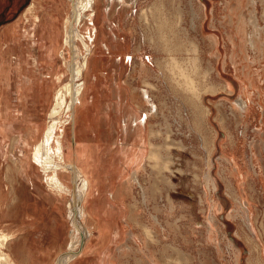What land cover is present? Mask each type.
<instances>
[{
	"label": "rangeland",
	"instance_id": "obj_1",
	"mask_svg": "<svg viewBox=\"0 0 264 264\" xmlns=\"http://www.w3.org/2000/svg\"><path fill=\"white\" fill-rule=\"evenodd\" d=\"M111 1L104 18L95 14L98 32L90 51L75 39V46L59 47L56 65H40L37 75L42 80L56 78L47 95L42 81L43 94L49 96L42 103L46 111L30 97L22 102L16 92L24 79L22 65L34 54L43 56L46 46H11L12 53H7L15 62L6 66L11 78L8 98L22 110L20 115L39 114L31 122L44 127L39 142L50 124L56 88L72 83L67 66L75 60V51L88 57L80 100L70 110L61 109L56 118L54 144L61 149L59 176L67 175L63 177L66 189L51 188L40 166L33 177L19 176L11 154L5 189L4 168H0V195L6 198L0 205V229L9 227L13 233L7 253L16 264H60L71 252L75 222L81 231L87 226L92 235L88 241L80 237L68 264H264L263 51L245 46L236 31L237 15L235 21L229 17L228 0H130L128 12L116 11L118 1ZM108 2L99 0L98 6L104 8ZM253 3L244 0L237 10L247 16L255 10L264 27V0ZM101 26L109 33L102 32ZM142 65L148 67L149 75L141 74ZM186 75L193 81L190 87L185 85ZM120 93L122 100L128 97L130 102L132 94L137 95L141 104L137 121L143 138L134 154L131 144L137 123L125 130L124 122L135 110L129 114L120 107ZM89 98L90 114L84 115L80 125ZM241 98L247 101V109L234 107ZM10 121L5 143L19 156L22 146L13 147L12 137L20 133L24 122L18 118L10 125ZM80 139L104 166L110 163L101 170L111 175L110 184L100 185L107 198H101L96 189L97 175H90L83 203L87 209L88 205L97 210L100 204L108 207L110 201L118 207L103 232V220L96 226L98 222L81 218L76 208L72 216L68 212L81 185L72 168L80 166L76 156ZM35 151L32 147L29 152L31 163ZM126 167L129 173L121 178ZM80 171L81 177L88 178L81 166ZM135 171L138 179L131 180L124 192L118 188L116 197L111 187ZM211 222V234L218 223L213 234L218 240L209 238ZM233 236L236 253L228 248Z\"/></svg>",
	"mask_w": 264,
	"mask_h": 264
},
{
	"label": "crops",
	"instance_id": "obj_2",
	"mask_svg": "<svg viewBox=\"0 0 264 264\" xmlns=\"http://www.w3.org/2000/svg\"><path fill=\"white\" fill-rule=\"evenodd\" d=\"M98 1H95V14L99 12V14L104 18L107 15V11H109L112 7V1L109 0L108 4L104 5V8L98 6ZM117 7L116 11H119L120 9L122 11H129V4L130 0H117ZM133 1V0H132ZM70 8V9H69ZM73 8H74V0H0V168H4L1 173V177L4 180V188H6V185H8V177H7V166L6 164L11 163L10 157L8 152L6 151V146H10V144L6 145L5 141L7 139L6 134L7 132V120L10 119V125L14 124V121L18 118L23 121L24 123V128L20 131L19 134H15L12 137V144L16 146V144H19L20 146H23L25 144V137L29 135L32 129H37L35 128L36 124H39L41 126V129L44 128L40 123H31L36 121V117H38V113L34 111L32 115H22L19 114V111L21 112L22 110L19 107H16L15 105H12V99L8 98L7 92L9 90V84L11 83L9 78L8 72V67H6L8 64L13 65L15 62L13 59L10 60V57H8V52L12 53V50H10V47L12 46H46L47 49L43 50L41 54H44L41 56L39 53L34 54L33 58L31 60L27 61V64L25 63L22 65L24 66L23 73H24V79L23 82L20 86H17V94H21L19 99L23 102L26 101V98L30 97V101H34V104H41L43 102H47L49 96H45L43 94V86H42V81L43 85L46 88L45 94H49V90H51V87L53 86L55 79L54 78H49L42 80V78L37 75V71L40 68V65L44 66V62L48 63L49 66H54L55 61H56V54L58 53L59 47L60 46H65L66 45V33L70 32V29L74 26V21L72 19V13H73ZM67 11V12H66ZM66 12V14H65ZM10 14H12L10 16ZM95 14L91 17V27L94 29L92 31L94 37H95V32H98V26L95 25L94 17ZM70 18V19H69ZM93 25V26H92ZM69 26V27H68ZM97 28V29H96ZM84 28L82 27L81 30ZM89 29V28H88ZM113 29V28H112ZM100 30L102 32L109 33V31H106L102 26L100 27ZM90 32V30L88 31ZM115 32V31H114ZM104 34V33H103ZM115 34H117L115 32ZM95 41V39H94ZM94 43V42H93ZM92 43V44H93ZM118 43V42H117ZM105 46L106 43H104ZM4 46H7L8 49H6ZM52 46V47H48ZM93 46V45H92ZM97 46H99L97 44ZM63 53V49L60 51ZM61 53V54H62ZM133 57V56H132ZM9 58V59H8ZM10 61V62H9ZM26 73V74H25ZM64 73V72H63ZM7 77L6 79H4ZM61 79V75H58V79ZM42 88V90H41ZM59 87L56 88V90ZM55 90V92H56ZM121 94V93H120ZM121 100H120V107H125V110L132 112L134 111V114L132 116H128L127 119H125V130L127 128H130L129 130H132L133 126L136 124L137 117L138 115V110L139 107H141L140 102L137 99V95L132 94V99L133 101L130 102L128 100V97L126 100H122L123 94L120 95ZM44 97V100H43ZM53 97V96H52ZM29 100V98H28ZM90 98L87 100V102L84 104L81 112V117L78 120L79 124L81 125V120L83 119L84 115L89 116L90 111L89 108L87 107L89 104ZM52 102V98H51ZM24 104V103H23ZM51 105V103H50ZM49 105V106H50ZM47 105H45L46 108ZM44 110V109H43ZM49 110V109H48ZM46 111V109L44 110ZM47 113V112H46ZM7 117V118H6ZM30 123L29 126L27 125V122ZM38 121V120H37ZM32 125V126H31ZM34 125V127H33ZM77 127V126H76ZM82 131V126L79 127L78 125V132ZM36 138L33 140L34 142L39 141L40 136L42 135V130L36 133ZM41 133V135H40ZM39 135V136H38ZM79 140L81 146L84 147V150H86L87 154H89V160L88 162L95 166L96 169L105 170L106 165L110 164L109 162L104 166L100 162V158H95L93 155L91 149L88 147V143L84 142V140ZM16 141V142H15ZM24 143L22 144L21 143ZM24 141V142H23ZM86 145V146H85ZM3 147V148H2ZM83 149V148H82ZM90 149V150H88ZM4 151L6 152V157L4 155ZM86 154V155H87ZM92 155V156H91ZM96 162V164H95ZM99 162V163H98ZM6 167V169H5ZM112 168V166H111ZM6 171V174H5ZM113 173V172H112ZM111 173V174H112ZM5 174V175H3ZM103 175L96 174V179L97 186L96 189L100 190L99 192L101 193L100 195L101 198H107L106 194H104V186H100L104 184V182L107 183V178H109L110 173H102ZM7 182V183H6ZM105 183V184H106ZM110 184V183H107ZM102 187V188H100ZM122 186L119 187V184L111 187L112 192L115 193L116 197L118 194V188L121 192L122 191ZM110 189V188H109ZM8 192V191H7ZM115 198V197H114ZM110 201V200H109ZM98 202V201H97ZM112 201L109 202V206H103L100 204V210H101V216L97 217V220L102 223L108 221L109 226L112 222V218L114 219L116 212L118 211V207L115 206L114 202L111 203ZM114 213H113V212ZM103 216V217H102ZM215 216V215H214ZM234 216V215H233ZM103 219H102V218ZM96 220V222H98ZM215 231L218 230L216 226L218 223H215ZM96 226H99V222L97 223ZM214 231L213 234H216ZM212 234V238L214 240H218V237ZM208 237V236H207ZM235 236L231 237L230 243H229V249L234 251L236 253V245L234 244L236 242ZM217 244V242H216ZM235 261H238L235 259Z\"/></svg>",
	"mask_w": 264,
	"mask_h": 264
},
{
	"label": "bare ground",
	"instance_id": "obj_3",
	"mask_svg": "<svg viewBox=\"0 0 264 264\" xmlns=\"http://www.w3.org/2000/svg\"><path fill=\"white\" fill-rule=\"evenodd\" d=\"M95 1L96 0H75L74 1L73 17H74V22H75L74 24L75 25L70 29L69 33L68 32L66 33V37H65L66 45L65 46L73 47V46H75L74 40L79 39L81 41V43L83 44V46L87 47L88 51L91 50V45L95 39V37L93 35L94 32L92 33V31H94V29L91 27V24H92L91 17L95 14V8H96L95 7ZM252 1L254 2L253 4L256 3V0H252ZM243 3H244V0H228L227 1V7L230 10L229 11V14H230L229 17H232L233 21H235L236 19L238 20V23L236 24V31L238 34L241 35V38L244 40L243 43L246 42L245 46L250 45L253 48L261 49L264 53V27H261V24L258 22L257 13L255 10L254 11L252 10L248 16L245 13V11H243V10L238 11L237 10L238 5H240L241 8L243 7ZM236 15H237V18H236ZM82 27L85 29L84 32H82V30H81ZM89 30H90V32H88ZM95 34H96V32H95ZM77 42L78 41H76V43ZM75 52H76L75 58H74L75 60L72 62H69L68 66H67L68 67L67 71H69L71 74L72 83H70L64 87L59 88L54 93L52 109H50V111H49L50 124H49V127L45 133L44 138H42V140H40V142L39 141H36V142L33 141L36 138L35 131H37L36 133L41 131V126L39 124H36L35 128H37V129H32L31 132L29 133V135L27 137H25L26 138L25 144L22 143V141H21V143L24 144L21 148L22 154H20L19 156L18 155L16 156L13 153V148L8 149L7 148L8 146L4 147V148H6V151L8 152V154H11L12 156H14L12 158V160L15 163V166H17V168H18L17 170H18L19 176L21 175L25 178L33 177L34 174H37L38 167L40 166L42 168V170L45 171L44 177H45L48 185L51 188L58 190V191H62V190L66 189V185L64 184L63 177H66L67 175L64 172H62L61 176H59L60 168H62L63 166H61L58 162V158L60 157L59 154H60L61 149L58 146L56 147L54 144L56 131H57V127H58V121L56 118H57L59 112L61 111V109L66 107L68 110H70L73 108L74 104H77V102L80 100V95L82 94V91H83V75H84V72H85L87 65H88L87 54L81 55L80 53H77V51H75ZM175 64L179 65L178 61L175 62ZM139 70L141 71V74H143V75L146 74V76L149 73L148 67H145L143 65L140 67ZM192 82L193 81L191 80V78H189V75H186L185 85L190 87ZM228 86H230V84H228ZM193 95L194 94L192 92V96ZM67 96L71 97V100L69 102L67 101ZM236 102H237V106L235 105L234 106L235 108L239 107V106H240V109L242 107L245 109L248 108L247 107V105H248L247 101H244L242 98L238 99ZM136 123H137V128L136 129L134 128L135 137L133 139V143L131 144V146H132L131 154H134V150L136 149L135 146H137L138 142L141 140V138H143V133H142L143 128L140 126L138 121ZM33 127H34V125H33ZM81 143H82V140H81ZM12 146L14 147V144ZM80 146H81V144L78 141L77 146H76V148H77L76 149V156H77V159L80 163L81 168L85 171V173L88 174V178L86 176L81 177L82 175H81L79 165H76V166L73 165L72 166L73 170L75 172L77 171V173L80 176V179H81L80 184L81 185H79V187H78L77 197H74V199L72 200L71 204L68 207V212H69V215L72 216V214L74 213V210L76 208L78 213H80L79 215L81 216V218L88 216L89 222L96 225L97 217L101 216L100 215L101 211H99V206H98V210L95 209L94 207H92V208H94L95 211L91 212L92 208L90 207V205H88V209H87L83 205V203L85 200V195L87 194V192L89 190L90 178H91L90 175L94 176L96 174H99L102 176V171H100V169L99 170L96 169L95 166H97V165H93L94 162L92 164H90L88 162V160H89V154H87L88 151L86 152L87 149L84 150V147H80ZM32 147H34V149L36 150L34 152V163H31V161L29 159V152H30ZM88 147H90V146L88 145ZM122 148H124V145L121 146L120 152H121ZM88 150H90V149H88ZM126 154H128V153L126 152ZM131 157H132V155L129 154L127 158L131 160L132 159ZM95 164H96V162H95ZM11 166H12V164L10 165V168H11ZM129 166H130V164H129ZM32 167H34V169H36V170L32 169ZM128 167H126V171H124V173H121V175H120L121 178H124L129 173ZM106 173H108V172H106ZM133 179L134 180L138 179V173H136V171H135L134 175L131 178H129L128 180H123V181H120V183H118L119 187L120 186L123 187V188L121 187L123 192L126 191V189L127 190L129 189V186L131 185V180H133ZM135 183H137V181H135ZM1 189H3V188H1ZM5 199L6 198L4 197L3 194L0 195V205L1 206H3V203H5V201H6ZM73 204H74V206L72 207L71 205H73ZM75 225H76V223L73 222L74 228L72 230V234H71L72 239L70 242L71 252L68 255L61 258L60 264H68V262L74 258L75 253H73V252H75V250L79 248L78 245L80 243V237L84 236V239L88 241L89 236L92 235L91 234L92 231L87 226H83V231H81L79 229V227H76ZM100 226L102 228V232L106 231L107 221H105ZM207 228H208V232L210 231L209 238L211 239L212 238L211 233L213 232V222L209 223ZM76 230H77V232H76ZM80 233H81V235H80ZM12 235H13V233L10 231L9 227H7V228L2 227L0 229V264H16V262L13 260V258L6 251V247L9 244V242L12 238Z\"/></svg>",
	"mask_w": 264,
	"mask_h": 264
}]
</instances>
